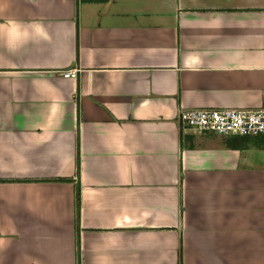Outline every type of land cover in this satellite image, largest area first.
<instances>
[{
    "label": "crops",
    "instance_id": "0c3cea01",
    "mask_svg": "<svg viewBox=\"0 0 264 264\" xmlns=\"http://www.w3.org/2000/svg\"><path fill=\"white\" fill-rule=\"evenodd\" d=\"M262 107L264 0H0V264H264V139L177 121Z\"/></svg>",
    "mask_w": 264,
    "mask_h": 264
},
{
    "label": "built area",
    "instance_id": "2783aa9c",
    "mask_svg": "<svg viewBox=\"0 0 264 264\" xmlns=\"http://www.w3.org/2000/svg\"><path fill=\"white\" fill-rule=\"evenodd\" d=\"M61 76L75 79L77 72L67 70ZM177 121L180 130L196 135L264 139V107L257 110H180Z\"/></svg>",
    "mask_w": 264,
    "mask_h": 264
},
{
    "label": "trees",
    "instance_id": "16d2710c",
    "mask_svg": "<svg viewBox=\"0 0 264 264\" xmlns=\"http://www.w3.org/2000/svg\"><path fill=\"white\" fill-rule=\"evenodd\" d=\"M76 204H77V208L79 206V195H78V192H77V197H76Z\"/></svg>",
    "mask_w": 264,
    "mask_h": 264
}]
</instances>
